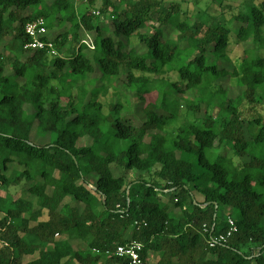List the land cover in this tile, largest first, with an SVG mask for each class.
Listing matches in <instances>:
<instances>
[{
  "label": "trees",
  "instance_id": "obj_1",
  "mask_svg": "<svg viewBox=\"0 0 264 264\" xmlns=\"http://www.w3.org/2000/svg\"><path fill=\"white\" fill-rule=\"evenodd\" d=\"M37 18L59 56L23 48ZM263 50L264 0L212 23L159 0H0V264H128L133 241L143 264H264Z\"/></svg>",
  "mask_w": 264,
  "mask_h": 264
},
{
  "label": "rangeland",
  "instance_id": "obj_2",
  "mask_svg": "<svg viewBox=\"0 0 264 264\" xmlns=\"http://www.w3.org/2000/svg\"><path fill=\"white\" fill-rule=\"evenodd\" d=\"M96 4L98 5L100 0H95ZM162 5L166 8H168L170 5L172 4H178L182 7L183 10H185L186 15L189 17L190 20L196 22V21H201V20H205L208 19L209 23L214 22L216 19H218L221 22H226L229 19L231 10L236 9V10H240V11H244L245 10V6L247 5H255V4H259L261 1L263 0H159ZM95 12H97V10H94ZM155 17L153 16V22H155ZM108 27H112L111 22L109 20H105L104 21ZM67 29H69V32H72V28L70 26L67 27ZM64 29H56L53 30L50 33L51 37H54L56 34L63 32ZM9 38H6L4 42H6ZM132 43L135 44V46H139L136 43V39L133 38L132 39ZM72 44L69 42L67 44V46L63 49V51H67L71 48ZM249 47L250 44H244V45H239L235 43V38L232 37L231 38V42L230 45L228 47V53H229V57L236 61L237 59L240 58V56L242 55V50L244 47ZM260 55L264 57V50L260 52ZM7 69V74H11V71L8 69V67H6ZM99 74L96 73L94 76H98ZM154 78H162L164 80H170L172 82H177V77L175 74L172 73H167L166 71H162L160 74L154 76ZM123 83H125V78L124 75H122L119 79L115 80V87L117 88V91L110 89L107 96L105 97H100V102L103 105V112L106 113L109 109L110 104H112L113 102H115L117 99L120 101H124L123 96H121L119 93H124V90L122 88ZM100 84V83H99ZM223 84L225 85V87H228V81H224ZM228 91V97H230L231 99H233L236 95H237V89H235L234 87L231 88H226ZM175 96L182 97V98H186L189 100L193 99V94L190 91H185V93L183 94H176ZM127 105H129L130 107V111L134 112V114H127L128 119L131 122H135V118H137V114L140 113V109L138 106V101L136 100L135 97L133 96H128V100L126 101ZM205 103H201L200 104V112L197 114L199 118H203L205 116L204 112H205ZM248 110V106L245 104L243 106V112L244 114H247ZM139 111V113H138ZM264 112V111H263ZM261 112V113H263ZM212 114L216 117L217 120H224L226 118V115L223 111L219 110L218 108L215 107V109L213 110ZM185 110L182 108L181 112H180V116L181 117H185ZM133 117V118H132ZM190 120H193L191 116H188ZM148 140V139H147ZM42 143L46 142V140H42ZM193 160V159H192ZM129 179L133 178V175L131 173H129L128 175ZM127 178V179H128ZM11 191L17 192L18 188L15 189H11ZM19 192V191H18ZM23 195L25 193H22ZM197 198H196V197ZM194 197L196 199V201L198 202H202L203 198L199 193H194ZM198 199V200H197ZM238 216V211H233L232 213V219L236 220Z\"/></svg>",
  "mask_w": 264,
  "mask_h": 264
},
{
  "label": "built area",
  "instance_id": "obj_3",
  "mask_svg": "<svg viewBox=\"0 0 264 264\" xmlns=\"http://www.w3.org/2000/svg\"><path fill=\"white\" fill-rule=\"evenodd\" d=\"M98 14V12H94ZM48 30L45 27L44 20L37 18L35 21L26 24L24 27V33L28 38L27 43L24 45V49L30 50H48L49 56L56 57L59 54L53 49L52 43L44 39ZM82 44L86 45L87 48L93 49V41L90 36H86L82 41ZM228 230L224 234H220L216 237H211L208 241L210 247H214L218 244H223L227 241L232 234L236 232V225L233 219H228ZM142 245L138 242H130L124 245H119L115 249V253L119 257H125L128 260V264H143L140 257Z\"/></svg>",
  "mask_w": 264,
  "mask_h": 264
},
{
  "label": "crops",
  "instance_id": "obj_4",
  "mask_svg": "<svg viewBox=\"0 0 264 264\" xmlns=\"http://www.w3.org/2000/svg\"><path fill=\"white\" fill-rule=\"evenodd\" d=\"M196 197V196H195ZM197 198V197H196ZM198 200V199H197Z\"/></svg>",
  "mask_w": 264,
  "mask_h": 264
}]
</instances>
